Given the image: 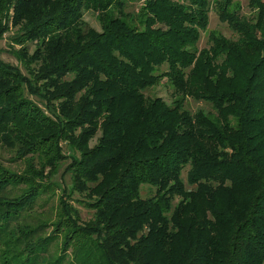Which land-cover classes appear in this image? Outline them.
I'll return each instance as SVG.
<instances>
[{"label":"trees","instance_id":"trees-1","mask_svg":"<svg viewBox=\"0 0 264 264\" xmlns=\"http://www.w3.org/2000/svg\"><path fill=\"white\" fill-rule=\"evenodd\" d=\"M211 6L236 38L211 32L198 50ZM247 7L251 17L231 0H0V37L12 9L24 40L41 44L40 76L61 100L49 119L24 95L41 92L0 61V141L13 133L49 165L62 158L61 140H76L67 171L95 220L76 226L62 196L54 226L76 264H264V0ZM82 11L96 13L100 32ZM163 79L171 105L144 96ZM186 99L215 115L189 113ZM76 128L89 129L75 138ZM31 176L0 169V264H44L39 227L17 223L41 187L5 193ZM143 185L155 195L140 198Z\"/></svg>","mask_w":264,"mask_h":264},{"label":"rangeland","instance_id":"rangeland-1","mask_svg":"<svg viewBox=\"0 0 264 264\" xmlns=\"http://www.w3.org/2000/svg\"><path fill=\"white\" fill-rule=\"evenodd\" d=\"M214 1L217 0H211V3ZM136 5L137 4L134 3L129 4L128 11H136ZM247 6L248 0H231L232 10H239L244 16L251 17V13ZM81 17V22L86 28H91L100 32V24L97 21L96 13L82 11ZM19 20L20 19L15 17V13L12 9L7 16H4V19H2L4 32L0 37V61L17 70L22 77L29 81L32 87H35L36 90L41 92L42 99L29 96L26 90H24V95L26 99L30 100L43 111L49 119L51 118L54 120V116L59 115L58 105L61 100H55L49 95L53 91V88L50 86V81L42 79L40 76L44 70L43 58H41V44L36 40H24V31L22 29H24L26 23ZM211 32L218 33L232 40L236 38L234 33L227 28V25L219 21L212 6L208 14V26L204 32L200 33V39L197 44L198 50L208 47V35ZM165 69L166 67H163L160 71H165ZM61 80L70 82L72 78L70 75H66ZM144 96L150 99L160 98L167 105H171L174 100L171 89L165 79L157 86L146 90ZM184 108L191 114L199 110L210 115L214 114V111L207 103L193 101L191 99H186L184 101ZM86 129L89 128H76L73 131L74 137L76 138ZM99 136V131L94 132L92 136H84L80 142L81 145L79 149H91L97 143ZM5 137V141L7 142L0 141V169L25 179L27 177H32L31 175L35 176L28 184L21 183L15 187L7 186L5 188V193L13 198L21 195L23 191L28 189V186L36 187L38 185L41 187V194L31 204L30 208H26L27 210L21 213L20 221L17 223L20 222L21 225H26L28 229L39 227L35 242H43L46 240V243L41 245L42 248L45 249L40 251L39 261L43 260L44 264H49L58 259L60 264H76L73 259V248L71 245L65 248L62 247L61 237L59 233L55 231L54 227L56 223L60 222L58 215L60 198L62 196H65L68 207L72 209V221L76 226L84 228L93 224L95 220L94 211L88 207L92 199L84 192L86 190L80 192L73 191L71 176L67 171V167L71 161L80 157V151L75 145L76 140H74V146L65 139L61 140L59 142V147L62 158L56 163L52 162L47 165L44 157L36 153L31 154L25 152L17 142L13 133L6 132ZM185 172L186 170L182 174L184 183ZM186 188L189 189L190 187L186 185ZM155 192L153 187L143 185L140 187L139 195L140 198L146 199L153 197ZM173 204H175V202Z\"/></svg>","mask_w":264,"mask_h":264}]
</instances>
